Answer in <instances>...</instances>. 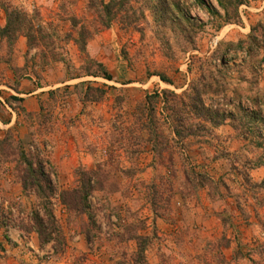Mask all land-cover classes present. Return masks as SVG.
<instances>
[{
    "label": "rangeland",
    "instance_id": "rangeland-1",
    "mask_svg": "<svg viewBox=\"0 0 264 264\" xmlns=\"http://www.w3.org/2000/svg\"><path fill=\"white\" fill-rule=\"evenodd\" d=\"M90 1L0 0L1 26L2 3L39 13L67 60L27 53L24 37L10 52L0 39V141L11 132L16 144L37 150L48 162L54 213L66 241L60 253L52 244L40 245L31 221L38 199L22 187L24 165L0 145V264H264V190L257 186L264 166L253 164L264 156L254 133L258 125L249 123L255 136L248 139L245 126L235 129L228 120L206 142L188 140L184 155L176 154L169 167L151 151L134 118L148 94H181L214 69L228 85V97L236 89L244 97L264 94V0H239V18L230 21L218 0H131L133 10L122 8L107 29L98 26ZM236 2L225 0L230 12ZM72 18L80 22L76 30ZM82 24L92 32L87 56L103 64L112 80L71 79L84 63L85 55L70 41ZM26 58L28 68L15 72ZM31 81L45 89L37 94L40 108L32 116L19 110L23 101L13 99H24L20 88L24 82L31 87ZM89 86L103 91L101 100L89 101L100 97ZM244 102L264 119L263 101L256 107ZM42 110L45 115L38 117ZM15 116L12 125L4 123ZM78 168L99 171L104 190L89 199L99 229L86 213L61 202L62 191L78 186ZM187 171L207 174L214 183L194 190ZM90 228L96 232L93 242L86 234ZM136 234L152 238L144 263L135 261L137 242L124 240Z\"/></svg>",
    "mask_w": 264,
    "mask_h": 264
},
{
    "label": "trees",
    "instance_id": "trees-1",
    "mask_svg": "<svg viewBox=\"0 0 264 264\" xmlns=\"http://www.w3.org/2000/svg\"><path fill=\"white\" fill-rule=\"evenodd\" d=\"M218 1L226 9L228 17L226 21L239 18V5L242 4V1L237 0L232 12L228 10L225 0ZM200 2H203V0H200ZM125 6H129L127 9L133 10L131 0H111L109 3L105 0L90 1V9L97 16V24L104 29L111 27V22ZM1 8L5 13L6 23L4 26L0 25V39L7 43L10 52L13 51L19 38L24 37L27 39L28 44L27 53L37 50L39 56L43 59L67 63L63 49L59 45L58 36L45 27L39 13L30 14L9 3H2ZM211 12L216 16H220L217 11L212 10ZM79 25L80 22L72 18V29L76 30ZM91 36L92 32L85 24H82L77 32V37L70 40L77 45L80 53L85 55L83 65L75 69V75L71 79L92 76L112 80V76L107 72L103 64L93 61L87 56V44ZM229 45L231 47H241V43L238 45L230 43ZM221 60L223 63L226 61L224 58H221ZM86 63L87 66L85 65ZM28 66L27 59L25 65L22 68L15 69V72L23 71ZM220 77L221 72H219V69L208 71V73L201 74L181 94L168 89L161 93L148 94L145 102L137 107L134 118L139 121L142 134L148 135L146 143L151 146V151L155 156L161 162L165 161L164 163L167 166L171 167L174 165L176 154L184 155V146L187 145L188 140H204L207 137H211L214 129L225 124L228 120L232 122L235 129L245 126L246 131L244 133L248 139H254L255 136L251 132L253 129L250 128L249 123L258 125L254 133H257L258 146L262 147L264 145V119H261L257 111L250 110V107H245L244 102V99L247 98L251 106L256 107L262 101L264 102V94L257 93L244 97L236 89L234 96L228 97V85L222 82ZM162 80L170 83L167 79L163 78ZM95 89L100 91V97L99 95L91 96L92 98L89 99L91 102H98L103 97V91ZM95 89L91 86L88 87L89 93L91 92L90 90ZM54 94V92H51V95L54 96ZM207 97L209 101H207ZM13 99L20 102L23 101V99L17 97H13ZM6 103H9V101L6 100ZM160 104L162 108L159 111ZM2 105L4 106V104ZM9 106L12 107L11 104ZM19 107L22 113L32 116V113L28 112L25 107ZM42 108L44 109V106L41 105ZM42 111L38 114V117L45 115V111ZM9 134L0 141V145H5L8 150H11L12 156L15 157L13 160L19 158L24 165L21 175L22 187L24 190L33 192L38 199L37 208L32 212L31 216L32 230L37 234L41 246L52 244L56 253L64 252L62 248L66 241L54 213L55 203L53 195L55 194V188L46 170L48 162L37 150L27 148L19 140V143L16 144V138L12 136L11 132ZM204 142L206 141L204 140ZM165 154L169 156L166 159L163 158ZM253 164L254 167L264 166V156ZM75 172L78 178V186L71 190L62 191L60 194L61 202L71 211L80 210L86 213L90 221L89 224L99 229L96 216L92 212L89 201L96 191L104 190V186L101 185V180L98 178L99 171L98 169L97 171H91L78 168ZM185 176L186 180L193 182L194 190L212 186L214 183L211 177L203 173L187 171ZM257 186L264 190V179ZM93 232L94 229L91 228L86 231L89 242H93L96 238V232ZM124 240H135L137 242L134 258L137 263H144L146 251L152 242V238L148 235L136 234ZM225 240L226 237H223V241ZM229 245V241L228 243H222L223 248Z\"/></svg>",
    "mask_w": 264,
    "mask_h": 264
},
{
    "label": "crops",
    "instance_id": "crops-1",
    "mask_svg": "<svg viewBox=\"0 0 264 264\" xmlns=\"http://www.w3.org/2000/svg\"><path fill=\"white\" fill-rule=\"evenodd\" d=\"M22 84H23V86L24 85L27 86V84L25 82ZM65 84H67V83H63L62 85H65ZM23 86H21L20 93H19L21 96H24L23 106L25 107V109L28 112H37L40 108L39 97H37V94H39V92H41L45 89L43 88V86H39V84H36L34 81H31V87L27 86L29 88L27 90H25ZM27 93H29V94H27ZM2 104H4V102H2ZM8 107H11V106H8ZM15 122H16V116L14 118H11L10 121H6L4 123L7 125L8 124L12 125Z\"/></svg>",
    "mask_w": 264,
    "mask_h": 264
}]
</instances>
